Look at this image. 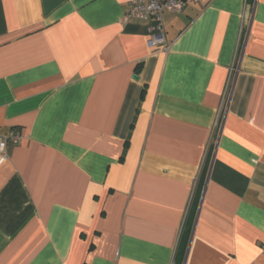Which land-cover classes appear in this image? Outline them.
I'll list each match as a JSON object with an SVG mask.
<instances>
[{
  "label": "crops",
  "instance_id": "obj_1",
  "mask_svg": "<svg viewBox=\"0 0 264 264\" xmlns=\"http://www.w3.org/2000/svg\"><path fill=\"white\" fill-rule=\"evenodd\" d=\"M129 2L0 0V264H264V0Z\"/></svg>",
  "mask_w": 264,
  "mask_h": 264
},
{
  "label": "built area",
  "instance_id": "obj_2",
  "mask_svg": "<svg viewBox=\"0 0 264 264\" xmlns=\"http://www.w3.org/2000/svg\"><path fill=\"white\" fill-rule=\"evenodd\" d=\"M205 0H130L129 10L121 18V24L132 21H146L148 23L147 46L154 52L169 51L166 43L165 31L162 24V13L167 11H181L189 4H201ZM235 72V67L231 69ZM232 74V73H231ZM22 136L18 132H11L8 136L0 135V169L7 160L6 148L8 144L18 145ZM264 253V248H263Z\"/></svg>",
  "mask_w": 264,
  "mask_h": 264
},
{
  "label": "trees",
  "instance_id": "obj_3",
  "mask_svg": "<svg viewBox=\"0 0 264 264\" xmlns=\"http://www.w3.org/2000/svg\"><path fill=\"white\" fill-rule=\"evenodd\" d=\"M178 252V251H177ZM178 254H181V252H178Z\"/></svg>",
  "mask_w": 264,
  "mask_h": 264
},
{
  "label": "water",
  "instance_id": "obj_4",
  "mask_svg": "<svg viewBox=\"0 0 264 264\" xmlns=\"http://www.w3.org/2000/svg\"><path fill=\"white\" fill-rule=\"evenodd\" d=\"M135 79L137 78V77H134Z\"/></svg>",
  "mask_w": 264,
  "mask_h": 264
}]
</instances>
